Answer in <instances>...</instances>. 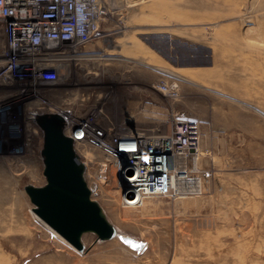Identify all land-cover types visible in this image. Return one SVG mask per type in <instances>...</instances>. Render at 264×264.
<instances>
[{"label": "rangeland", "instance_id": "1", "mask_svg": "<svg viewBox=\"0 0 264 264\" xmlns=\"http://www.w3.org/2000/svg\"><path fill=\"white\" fill-rule=\"evenodd\" d=\"M108 2L100 35L70 51L61 82L42 93L49 109L2 106L16 88L0 84V264H264V0ZM3 45L0 28V68ZM159 81H175L178 95ZM48 110L96 116L120 133L166 135L172 122L196 120L204 190L125 207L113 163L83 146L75 153L91 198L144 246L94 232L70 241L24 190L46 183L34 119Z\"/></svg>", "mask_w": 264, "mask_h": 264}, {"label": "built area", "instance_id": "2", "mask_svg": "<svg viewBox=\"0 0 264 264\" xmlns=\"http://www.w3.org/2000/svg\"><path fill=\"white\" fill-rule=\"evenodd\" d=\"M109 13L108 0H0L4 40L0 84L13 85L16 94L21 91L20 102L13 106L34 108L37 100L42 109H49L42 93L63 78L70 51L100 35ZM157 89L172 99L178 95L175 81H159ZM57 114L73 147L97 149L113 163L122 205L138 206L147 196L182 197L204 190L205 180L197 174L200 131L196 120L174 121L169 133L162 135L120 133L111 124L102 125L96 116Z\"/></svg>", "mask_w": 264, "mask_h": 264}, {"label": "water", "instance_id": "3", "mask_svg": "<svg viewBox=\"0 0 264 264\" xmlns=\"http://www.w3.org/2000/svg\"><path fill=\"white\" fill-rule=\"evenodd\" d=\"M34 121L43 134L41 154L46 177L43 186H24L31 202L37 206L34 212L75 243H79L82 233L94 232L100 240L117 236L130 248L140 250L144 242L118 232L108 222L100 205L91 199L83 177L84 164L75 153L71 138L63 134L62 116L45 113ZM55 214L62 219L55 221Z\"/></svg>", "mask_w": 264, "mask_h": 264}, {"label": "bare ground", "instance_id": "4", "mask_svg": "<svg viewBox=\"0 0 264 264\" xmlns=\"http://www.w3.org/2000/svg\"><path fill=\"white\" fill-rule=\"evenodd\" d=\"M68 76V75H67ZM62 80V79H61ZM61 80H60V82H61ZM20 96H21V91H18V93L15 95L14 94V98L12 99V100H10L9 102H5V103H3L4 105L3 106H7V105H10L11 103H13L14 101H15V99H16V102H20ZM15 102V103H16ZM37 100L36 101H34L33 102V104L35 105L36 104V106L33 108V109H37ZM31 103H29V105H30ZM25 108H28L29 109V106L28 105H26L25 106ZM40 109V108H39ZM30 110V109H29ZM37 110H33V112H31L32 114H36L37 112H36ZM123 130H125V129H123ZM84 145H81V144H76L75 145V147H74V150H75V152L77 153L79 150H82V151H85V149L84 148H81V147H83ZM76 149H78V151L76 150ZM81 156V155H80ZM102 165H104V164H102ZM85 175H86V173H85V170H84V175H83V177H84V180H85ZM86 181V180H85ZM87 183V182H86ZM147 197H151V196H147ZM147 197H145L143 200H141V203L138 205V206H125V205H123V206H125V207H131V208H135V207H139L140 205H142L143 204V202H144V200L147 198ZM186 197H181V199H185ZM92 199V198H91ZM79 217H81V216H83L82 214H79L78 215ZM60 219H62V218H60V217H58V215L57 214H55V221H58V220H60ZM52 228V230L54 229L53 227H51ZM117 230V229H116ZM54 231L58 234V231L56 230V229H54ZM122 233V232H121ZM63 237V236H62Z\"/></svg>", "mask_w": 264, "mask_h": 264}, {"label": "crops", "instance_id": "5", "mask_svg": "<svg viewBox=\"0 0 264 264\" xmlns=\"http://www.w3.org/2000/svg\"><path fill=\"white\" fill-rule=\"evenodd\" d=\"M156 70H158V71H160V70H161V71H162L163 69H160V68L158 67V68H156ZM163 71H164V70H163Z\"/></svg>", "mask_w": 264, "mask_h": 264}, {"label": "flooded vegetation", "instance_id": "6", "mask_svg": "<svg viewBox=\"0 0 264 264\" xmlns=\"http://www.w3.org/2000/svg\"><path fill=\"white\" fill-rule=\"evenodd\" d=\"M16 102V99H15V101L13 102V103H15ZM13 103H11V104H13ZM4 104H2V106H3Z\"/></svg>", "mask_w": 264, "mask_h": 264}]
</instances>
